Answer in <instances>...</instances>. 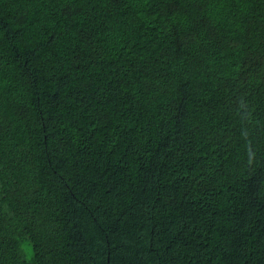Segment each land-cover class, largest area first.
Listing matches in <instances>:
<instances>
[{
	"label": "trees",
	"instance_id": "1",
	"mask_svg": "<svg viewBox=\"0 0 264 264\" xmlns=\"http://www.w3.org/2000/svg\"><path fill=\"white\" fill-rule=\"evenodd\" d=\"M0 264H264V0H0Z\"/></svg>",
	"mask_w": 264,
	"mask_h": 264
}]
</instances>
